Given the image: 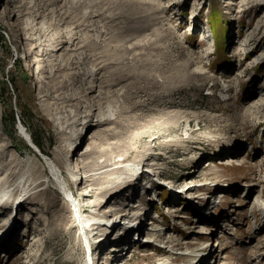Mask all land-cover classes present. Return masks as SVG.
<instances>
[{
  "label": "rangeland",
  "instance_id": "obj_1",
  "mask_svg": "<svg viewBox=\"0 0 264 264\" xmlns=\"http://www.w3.org/2000/svg\"><path fill=\"white\" fill-rule=\"evenodd\" d=\"M12 3L0 0V235L14 227L0 264H196L210 219L193 206L215 194L225 264H264V0ZM49 161L92 218L86 234Z\"/></svg>",
  "mask_w": 264,
  "mask_h": 264
},
{
  "label": "bare ground",
  "instance_id": "obj_2",
  "mask_svg": "<svg viewBox=\"0 0 264 264\" xmlns=\"http://www.w3.org/2000/svg\"><path fill=\"white\" fill-rule=\"evenodd\" d=\"M16 1L17 2H20V0H13V3L12 4H14V3H16ZM170 1H172V0H170ZM12 2V1H11ZM170 5V4H169ZM172 5V4H171ZM170 7V6H169ZM166 8V7H165ZM8 9V8H7ZM31 46V44H29V47ZM35 48V47H34ZM30 55L31 56H35L34 55V53L32 52V53H30ZM40 56V55H39ZM34 64H33V66H36V68L38 69V71L35 73V81H36V83L38 84H40V85H38V96H40V98H42L43 97V90H42V84L41 83H45V76L43 75V69H42V67L40 66V64H39V60L37 59V58H35L34 59ZM36 95V96H37ZM44 107L43 108H45V104L43 103L42 104ZM97 121V120H96ZM20 126H21V128L24 130L23 131V137H24V139L27 141V143L28 144H30L31 146H33V148L35 149V150H38L39 152H40V150H39V147L38 146H36L35 144H34V142L32 141V139L30 138V136L28 135V131L26 130V129H24L23 128V125H21L20 124ZM81 126V128H80V132L83 130V128H88V125H87V122L85 123V124H83V125H80ZM92 127V126H91ZM84 131L85 130H83L82 131V133H84ZM89 131V130H88ZM87 131V132H88ZM86 132V133H87ZM78 139V138H77ZM69 147H72V144H69ZM72 149V148H71ZM71 149H69V150H71ZM90 150V148H88L87 150H82V147H81V155H83V154H86L88 151ZM41 153V152H40ZM42 154V153H41ZM238 161H239V159L238 158H234V157H232V158H228L227 159V161H225L227 164H233V163H238ZM48 165V169H49V171H50V173H51V176H52V180H53V182L55 183L54 185L56 186V190L58 191V193L60 194V196H61V198L65 201V202H67L68 203V206H70L71 207V209H72V212H73V215L75 216V219L81 224V227H82V229L85 231V234H86V231H87V229H86V227H87V223L88 222H90L91 220H92V218H91V220H85V218H84V215L82 214V212H81V209H80V204H79V201L77 200V198H76V196H75V194H74V192L72 191V189L70 188V186H69V184H68V182L66 181V179H64V177L62 176V174L60 173V170H59V168L55 165V164H53L52 162H48L47 163ZM115 164H121L120 162H116ZM75 166H78L79 167V165L76 163L75 164ZM141 168H142V166H141ZM143 169H145V167H143ZM130 171H133L132 169L130 170ZM76 174L74 173V172H72V176H75ZM62 178V179H61ZM33 183H34V181H32ZM138 187V186H137ZM221 194V193H220ZM222 196H224V195H222ZM254 202H255V204H257V205H259L260 207H264V200H262V199H260L259 197H256L255 198V200H254ZM17 203V202H16ZM15 203V204H16ZM133 206L135 207V206H137L136 204H133ZM86 217V216H85ZM116 221L118 220V216H116ZM94 219V218H93ZM206 222L204 221V220H201L200 221V223H199V225L197 226V229L198 230H196L195 232L197 233V234H202L203 232H205V230H202V229H205V227L204 226H202V227H200L201 225H204ZM14 227H13V225L12 226H10V228H8V233H7V229H5L3 232H4V234H2V235H0V244L2 245V244H5V243H7V242H10V234L13 232L12 231V229H13ZM109 228H111L110 226H108V228H107V230H108V232H111V235L109 236V237H112L113 235H114V233L116 232V231H114V232H112L111 231V229H109ZM141 229V232H140V234L139 235H141V236H143L142 234H144V232H145V229H144V227L143 226H138V228H137V230L138 229ZM129 229V228H128ZM135 231V235H136V232H138V231ZM126 231V230H125ZM220 233H221V236L223 237L224 236V234H223V232L222 231H220ZM154 235H156V233H154ZM1 237H3V238H1ZM108 237V238H109ZM139 236L138 235H136V237H135V239H137ZM133 240V242H135L136 240ZM223 238H222V240H221V242H220V244H221V248L223 247ZM207 243V242H206ZM89 245H90V243H89ZM100 245H102V242L100 243ZM212 247V246H211ZM210 247V248H211ZM111 248V250L113 249V247L111 246L110 247ZM114 248H116V249H113V250H119V253L120 252H122L120 249H118L117 247H114ZM99 249V246H97V250ZM206 249V248H205ZM222 251L224 252V250L222 249ZM111 253V255H114V252H110ZM119 253L117 254V256H119ZM190 253H193V252H190ZM198 253H200V251L198 252ZM198 253L196 252H194L193 254H195V256H197L198 255ZM212 253L213 254H215V255H217L218 257H219V253H217V249H215V248H211L210 250L208 249H206L205 251H203L202 252V254H201V257L199 258V260L196 262V264H208V261H207V257L209 258V256L208 255H212ZM185 254V253H184ZM189 254V253H188ZM187 254V255H188ZM5 255V254H4ZM195 256L194 257H192V258H195ZM221 257L222 258H219V260H218V264H225V255H221ZM196 259V258H195Z\"/></svg>",
  "mask_w": 264,
  "mask_h": 264
},
{
  "label": "water",
  "instance_id": "obj_3",
  "mask_svg": "<svg viewBox=\"0 0 264 264\" xmlns=\"http://www.w3.org/2000/svg\"><path fill=\"white\" fill-rule=\"evenodd\" d=\"M37 152H38V150H37Z\"/></svg>",
  "mask_w": 264,
  "mask_h": 264
}]
</instances>
